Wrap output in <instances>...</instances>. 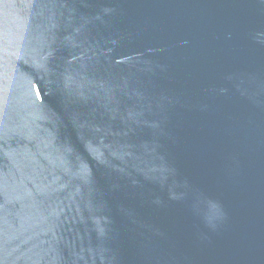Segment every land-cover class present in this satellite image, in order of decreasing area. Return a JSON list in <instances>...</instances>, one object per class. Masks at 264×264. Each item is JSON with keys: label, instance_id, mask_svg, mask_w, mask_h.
Masks as SVG:
<instances>
[{"label": "water", "instance_id": "1", "mask_svg": "<svg viewBox=\"0 0 264 264\" xmlns=\"http://www.w3.org/2000/svg\"><path fill=\"white\" fill-rule=\"evenodd\" d=\"M0 264H264V0H0Z\"/></svg>", "mask_w": 264, "mask_h": 264}]
</instances>
